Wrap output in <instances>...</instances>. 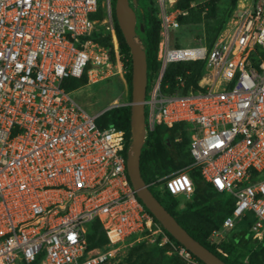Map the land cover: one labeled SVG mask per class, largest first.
<instances>
[{"label": "built area", "instance_id": "built-area-1", "mask_svg": "<svg viewBox=\"0 0 264 264\" xmlns=\"http://www.w3.org/2000/svg\"><path fill=\"white\" fill-rule=\"evenodd\" d=\"M152 1L159 65L146 87L145 138L157 126L184 123L192 163L147 186L189 198L197 169L230 197L231 213L208 239L227 258L220 244L245 216H252V239L264 236V0L243 7L211 47L171 45L187 11L176 0ZM209 1L190 8L205 16ZM98 2L0 0V264H117L139 244L200 264L138 199L126 171L125 132L100 128L102 112L88 114L62 88L88 64L95 68L87 83L122 69L112 0H104L102 19ZM97 24L111 47L95 41ZM187 62L203 64L196 87L182 92L180 75L173 91L162 87L166 68ZM90 234L106 241L91 247Z\"/></svg>", "mask_w": 264, "mask_h": 264}, {"label": "trees", "instance_id": "trees-1", "mask_svg": "<svg viewBox=\"0 0 264 264\" xmlns=\"http://www.w3.org/2000/svg\"><path fill=\"white\" fill-rule=\"evenodd\" d=\"M136 1L139 4V0ZM197 1L198 0L175 1L174 7L176 9L181 11H187V15L185 16L180 15L177 18L180 26L200 25L205 18L213 16L214 9L219 0H211L205 4V7L207 8V13L205 15L206 16L205 18L201 15L200 9L190 8V4L192 2H197ZM114 2L115 1L112 0L113 21L119 43L120 55L123 58V60L127 58V63L129 65V70L127 73V82L129 84V90L131 95V73H132L131 56L129 53V48L127 47L124 41V38L118 28L114 16ZM235 2L236 0H232L233 6ZM129 3L130 6L132 7L131 0H129ZM139 13H140L139 22L143 26V30L140 31V29L139 28L137 29L136 27V37L142 40L144 45V51L146 54V62H147V89H148L152 83L151 72L156 71L159 65L156 60L157 46L159 41V23L155 17L154 7L150 9L148 8V14L146 15L143 14L142 9H139ZM99 14L100 11L95 17L98 19H102L103 15H99ZM94 39L100 45L111 47L109 35H102L98 31V33L94 34ZM214 41H212L208 46L211 47ZM202 67L203 64L201 62L171 64L166 68L162 80V87H164L167 83H169L170 84L169 91H173L176 84L175 78L178 75L182 76L185 79V83H186L185 84L186 88L183 89L182 92H185L190 85L196 87L200 74L202 72ZM187 72L188 75L186 74ZM68 79L70 78H67L65 80ZM149 82L150 85L148 86ZM70 85L72 91H74L87 85V81L85 79L80 84L71 83ZM117 109H122L124 114L122 117L118 116L114 118L112 122L113 124L110 127H115L125 132V140L127 147V143L130 141V106L126 105L121 107H115L107 110L106 112H112ZM100 117H102V115ZM101 128H105V127L102 126ZM157 128H163L164 130L167 131L166 133H168L167 136L170 141V146L167 145L166 143L161 144V146L163 147L171 163L175 167L180 169H183L192 163V158L188 150L189 141L187 138V133L184 130L185 124L177 123L170 128L163 125L157 126L152 132L146 135L144 146L142 147V152L140 155V173L142 179L146 184H149L154 179L155 176H162L160 175V173L153 172L151 168V162H155L158 172H160V170L162 169V165L157 164V162H159L158 154L152 151V147L154 146L153 143L154 139L155 141L157 140V136H155V131L157 130ZM177 138H180V140L177 141ZM190 176L192 178L195 187L193 195H197L205 199L209 204V206H212L211 208L199 207L196 204L192 203L188 206H185L183 209H178L181 208L178 199L183 197L174 198L167 191L158 192L156 190H153L154 188L152 187H149V190L154 195V197L160 202V204H162V201L165 202L164 204H162L165 210L175 218L178 224L193 239L198 241L201 245H203L210 252L215 254L226 264H230L227 258L222 257L215 250V246L211 245L208 242V239L212 231L220 228L223 220L231 213L233 208V201L230 197H225L224 195L216 192L211 184L203 182L201 180L200 174L197 169L191 170ZM157 194L160 195V197H158ZM153 219L155 220L154 217ZM251 224H252V216L249 214L245 216L236 225L234 230L230 231L227 234L226 239H228L235 246L249 251L264 250V236L261 241L252 239L251 234L248 231ZM93 225H97V224H93ZM105 241L106 239L102 236L95 241L94 235L93 234L89 235V242L91 247L100 246L104 244ZM225 243H227V241ZM144 245L145 244H139L131 247L128 250L127 255L117 264H131L134 260H136L139 257L143 258L142 259L143 264H186L184 260H182L180 257H178L175 254L167 255L166 248H159L156 246L155 249L144 250L145 247ZM193 258L198 263L202 264L196 257L193 256Z\"/></svg>", "mask_w": 264, "mask_h": 264}, {"label": "rangeland", "instance_id": "rangeland-1", "mask_svg": "<svg viewBox=\"0 0 264 264\" xmlns=\"http://www.w3.org/2000/svg\"><path fill=\"white\" fill-rule=\"evenodd\" d=\"M251 2L252 0H236L233 6L232 0H219L214 9V14L212 17L205 18L206 16H203L205 19L200 25H195L192 27H183L177 30V32L171 33L170 44L175 45L176 43H178L180 47L192 46L195 43H206L207 45H209L217 37H219L221 34L230 30L233 27L239 14V11L243 7L249 5ZM131 3L136 15V27L138 29L140 25L139 9H142L143 14L146 15L148 14V8L150 9L154 7V3L152 0H139V4L137 3V1L135 4L132 1ZM102 4H104V0H99V15L104 16L103 9L101 7ZM98 31H100V25L97 24L95 26L94 33H98ZM137 42L144 49L143 41L137 38ZM120 63L122 66L120 72L118 69L112 70L108 78L97 81L95 83H87V85L72 91L70 84L82 83L86 79V72L95 68V66L88 64L81 78H70L68 80H64L62 88L76 103L81 105L82 108L90 115H96L102 112L105 108L113 104V102L125 105L130 102L131 98L129 84L127 82V73L129 70V65L127 63V58L123 60V58L121 57ZM149 85L150 82L148 86ZM123 114L124 113L122 109H117L112 112L106 113L103 112L101 114L102 117H100L101 115L97 117L96 124L98 123V126H100V128L102 126L108 128L112 126L114 118L118 116L122 117ZM166 132L167 131L163 128H157V130L155 131V136H157V140L155 141L154 139V146L152 147V151L158 154L159 162H157V164L162 165V169L160 170V172H158L155 162H151L152 171L155 173H160V175L162 176H168L180 170V168L175 167L171 163L163 147L161 146V144L163 143H166L170 146V141L167 136L168 133ZM129 147L130 141L127 143V147L124 152L125 163L129 156ZM157 196L160 197V195L158 194ZM178 202L181 205V208L178 209H183L185 206H188L192 203L196 204L199 207H212L209 206L205 199L197 195H192L189 198H179ZM164 203L165 202L162 201V204ZM226 241L227 243H225ZM144 246V250L155 249L156 247L155 244H147ZM220 247L224 252L227 253V260L230 262V264H264V250L249 251L243 248H239L233 243H231L228 239L224 240L220 244ZM142 259V257H139L134 260L131 264H143Z\"/></svg>", "mask_w": 264, "mask_h": 264}, {"label": "water", "instance_id": "water-1", "mask_svg": "<svg viewBox=\"0 0 264 264\" xmlns=\"http://www.w3.org/2000/svg\"><path fill=\"white\" fill-rule=\"evenodd\" d=\"M134 4L136 0H131ZM114 16L118 28L129 48L131 56V100L130 106V149L126 161L129 181L147 211L179 244L184 246L202 264H226L215 254L193 239L168 213L154 197L140 173V155L145 142L144 102L147 87V62L144 49L138 44L136 37V15L129 0H115ZM140 31L143 26L140 24ZM116 107L110 105L103 112ZM101 113V114H102Z\"/></svg>", "mask_w": 264, "mask_h": 264}, {"label": "crops", "instance_id": "crops-1", "mask_svg": "<svg viewBox=\"0 0 264 264\" xmlns=\"http://www.w3.org/2000/svg\"><path fill=\"white\" fill-rule=\"evenodd\" d=\"M183 27H192V26H180V28H179V29H181V28H183ZM179 29H178V30H179Z\"/></svg>", "mask_w": 264, "mask_h": 264}, {"label": "bare ground", "instance_id": "bare-ground-1", "mask_svg": "<svg viewBox=\"0 0 264 264\" xmlns=\"http://www.w3.org/2000/svg\"><path fill=\"white\" fill-rule=\"evenodd\" d=\"M242 2V1H241ZM243 3V2H242ZM240 6V5H239Z\"/></svg>", "mask_w": 264, "mask_h": 264}]
</instances>
